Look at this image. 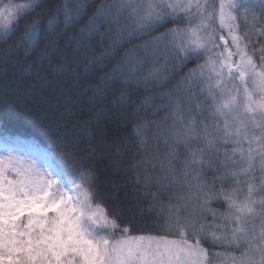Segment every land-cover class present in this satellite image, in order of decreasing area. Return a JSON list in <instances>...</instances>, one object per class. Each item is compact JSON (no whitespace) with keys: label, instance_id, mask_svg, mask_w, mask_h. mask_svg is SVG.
Listing matches in <instances>:
<instances>
[{"label":"snow or ice","instance_id":"obj_1","mask_svg":"<svg viewBox=\"0 0 264 264\" xmlns=\"http://www.w3.org/2000/svg\"><path fill=\"white\" fill-rule=\"evenodd\" d=\"M239 7L237 0H220L218 10L215 0H113L101 3L71 34L68 30L84 14L83 3L70 10L64 0L50 14L44 0H10L0 8V76L8 72L6 58L19 49L22 55L11 61L12 67L46 61L51 76L43 79V87L63 102L66 113L82 107L80 98L88 92L95 109L62 148L75 162L79 182L68 178L73 174L25 163L11 152L0 157V264H264V39L259 63L251 40L252 34L264 38V4L259 16L250 5L243 14ZM217 16L231 46L224 36L218 38L224 47L218 45L212 27ZM24 17L30 19L21 30ZM194 18L199 21L195 26ZM167 24L173 27L152 35ZM101 28L152 36L139 47L149 56L163 55L165 68L173 65L162 78L157 69L144 78L162 89L144 100L145 105L166 100L152 113L164 112L161 119L140 117L126 87L114 94L110 108L105 101L116 75L84 87L103 59L114 54H92L94 37L103 40ZM201 58L203 63L184 71ZM177 76L175 87L168 88ZM249 82L257 86L258 97L249 91ZM25 99L14 90H0V123ZM27 116L43 123L38 111L28 110ZM128 120L142 151L126 160L129 144L114 134L110 138V125ZM107 149L113 171H124L126 182L130 176L133 203L141 196L158 201L170 193L167 203L150 206L160 209L157 223L163 235L132 237L128 226L121 227L125 221L106 210L93 165ZM221 201L223 211L212 206ZM205 244L231 251L212 252Z\"/></svg>","mask_w":264,"mask_h":264},{"label":"trees","instance_id":"obj_2","mask_svg":"<svg viewBox=\"0 0 264 264\" xmlns=\"http://www.w3.org/2000/svg\"><path fill=\"white\" fill-rule=\"evenodd\" d=\"M0 1L2 3L10 2V0ZM23 1L25 0H11V2ZM112 2L113 0H67V5L70 10L75 9L78 3H83L85 6L82 19L68 30L69 34L78 32L80 27L87 23L101 3L111 4ZM44 3V11L50 14L56 11L58 6H62L64 0H44ZM215 3L218 8L220 0H215ZM262 4H264V0L251 2L244 6H240L237 11L243 14L245 6L250 5L255 10L257 16H259L261 14ZM26 19H30V17L20 19L19 26L21 30L24 27ZM198 23L199 21L195 18L192 20L193 26ZM241 23L243 27V22ZM218 25L217 20L212 25L215 29L216 37L220 30ZM178 26L184 27L185 24L181 23ZM169 27H173V25L167 24L152 35H158L159 32H163ZM248 27H251V25H248ZM101 32L103 33L102 42L99 36L94 37L92 41L94 46L92 54L99 55L101 51H110L114 54L103 59V66L97 68L91 78L83 82L84 87H87L88 84L95 83L101 76L110 77L116 75L118 79L114 85V90L108 92L107 100L105 101V103H109L110 108V101H112L114 94L118 95L121 87H126L133 102L132 109L139 108L140 117L156 120L161 119V117L165 115L164 112L158 113L155 117L152 116V113L156 105L164 104L166 100L157 98L154 101H150L147 105L144 104V100L146 97H150L162 89L156 86V81L151 79L145 81L144 78L147 77L153 69H157L158 74L162 78L164 75L169 74L168 70L171 69L173 65L169 63L167 68H165L163 55L152 57L147 55L145 51L139 47L145 44L146 41L151 40L152 36L143 35L137 38L134 33L130 36L128 31H125L121 35L117 33L115 28H113L111 32L106 31L105 28H101ZM261 39L264 38L256 34L251 35V40L257 48L256 55L253 57L257 59V63H259L258 49ZM9 43H13V41H9ZM61 43H63V41H61ZM114 45L116 46L113 47ZM21 55L22 52L19 49H13L12 53L6 58L8 72L5 76H0V90H8L9 92L14 90L16 95L26 97L27 99L18 105L19 110L17 112L0 123V137L2 139L25 140L37 144L51 154L57 170L73 174L68 178H74L79 182V177L74 175L75 162H70L68 160L62 152V148L65 144H70L73 140L80 126L79 121L90 111L95 110L88 103L91 92L86 93L80 98L82 107L78 106L73 112L66 113L63 102L60 101L57 103V98L49 95L50 90L43 87V79L50 78L51 76V68L48 63L46 61L33 59L23 67L13 68L11 61L19 58ZM197 63H203V58L188 63L184 71L186 72L193 68ZM2 67H4V65L0 64V68ZM178 79L179 77L177 76L176 79L171 80L166 86L168 88L175 87ZM237 81L235 83L239 84ZM84 87H82L80 91L83 92ZM28 110L38 111L44 114L43 123L32 122L27 116ZM112 119L113 118H110V120ZM61 122L62 126L58 127ZM132 123L133 121L128 120L127 122H123V126H116L114 122L110 125V138L111 135L114 134L120 137L121 143L127 142L129 144V150L125 155L126 160L131 158L133 153L142 151L132 133ZM111 152V149H107V154L103 158L96 160L93 165L99 172V193L102 197V203L106 206V210L110 213H114L125 221L121 227L128 226L129 233L132 237H157L163 235V232L159 230L160 225L157 223L158 218H161L160 209L159 207L150 206L152 204L158 205L160 203H167L170 193L161 195L158 201H151L141 196L139 198V203H133V188L130 186V176L129 180L126 182V173L124 171L114 172L109 166ZM256 174L259 176L258 170ZM209 175L211 176V173H209ZM113 184L118 186L117 190H113ZM230 184L231 181L229 180L226 182V187L230 186ZM244 187L246 189V185H244ZM151 191L157 192L158 189L153 187ZM212 206L221 211H223L225 207L222 201L220 203L213 202ZM168 238L176 237L170 236ZM204 247L217 253L227 254V252L231 251L219 245L211 246L205 244ZM235 254L239 256L238 252Z\"/></svg>","mask_w":264,"mask_h":264},{"label":"rangeland","instance_id":"obj_3","mask_svg":"<svg viewBox=\"0 0 264 264\" xmlns=\"http://www.w3.org/2000/svg\"><path fill=\"white\" fill-rule=\"evenodd\" d=\"M255 1H261V0H237V3L240 4V6H244L248 3L255 2ZM24 2L25 1L13 2V3H24ZM8 3L9 2L2 3L0 1V8L6 6ZM217 10H218V8H217ZM216 20H217V23L219 24L218 26L220 28L219 34L217 35V41H218L219 47H220V45H221L220 48L224 47V41H220L218 39L219 36H224L225 40L228 41L229 46H231V40H230V37L228 35L227 29L226 28L222 29L220 27L218 16H217ZM234 59H238V58H234ZM237 82L239 83V81H237ZM248 87H249V91L253 92L254 96L258 97L260 95V91L258 90L256 85L249 82ZM8 152H11L14 157H19L25 163H27L29 161H35L37 166H48L49 170H57L56 164L53 162L54 160H53L51 154L47 150L41 148L40 146H38L37 144H34L32 142L25 141V140H17V139L14 140V139H9V138L2 139L0 137V157L6 156ZM144 238L147 239L150 237H144ZM170 239H175V238H170Z\"/></svg>","mask_w":264,"mask_h":264}]
</instances>
